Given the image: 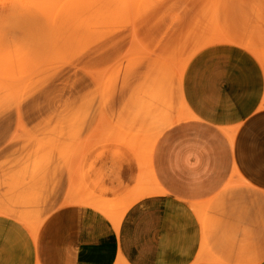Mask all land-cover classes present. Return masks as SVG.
I'll return each instance as SVG.
<instances>
[{
    "label": "rangeland",
    "instance_id": "1",
    "mask_svg": "<svg viewBox=\"0 0 264 264\" xmlns=\"http://www.w3.org/2000/svg\"><path fill=\"white\" fill-rule=\"evenodd\" d=\"M201 1L0 0V213L35 233L81 205L119 226L181 184L167 131L186 65L174 53ZM239 177L225 190L244 188ZM196 214L204 231L224 222Z\"/></svg>",
    "mask_w": 264,
    "mask_h": 264
},
{
    "label": "crops",
    "instance_id": "2",
    "mask_svg": "<svg viewBox=\"0 0 264 264\" xmlns=\"http://www.w3.org/2000/svg\"><path fill=\"white\" fill-rule=\"evenodd\" d=\"M181 32L174 56L186 69L167 131L181 184L134 204L119 226L81 205L35 233L0 213V264H264V0L201 1ZM232 170L245 187L226 191ZM198 212L224 222L204 231Z\"/></svg>",
    "mask_w": 264,
    "mask_h": 264
}]
</instances>
